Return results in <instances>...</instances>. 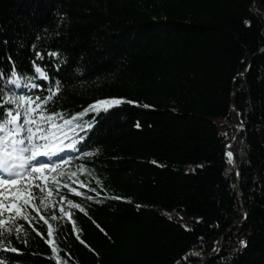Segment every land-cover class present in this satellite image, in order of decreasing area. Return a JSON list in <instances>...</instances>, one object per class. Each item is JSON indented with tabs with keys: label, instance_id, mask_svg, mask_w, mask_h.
Instances as JSON below:
<instances>
[{
	"label": "trees",
	"instance_id": "trees-1",
	"mask_svg": "<svg viewBox=\"0 0 264 264\" xmlns=\"http://www.w3.org/2000/svg\"><path fill=\"white\" fill-rule=\"evenodd\" d=\"M32 44L67 61L59 75L55 59L37 61L56 79L71 77L49 112L67 120L96 99L138 102L64 129V143L85 136L67 154L70 167L91 172L77 179L103 201L62 190L87 210L72 209L79 238L66 218L50 221L67 264H264V0H0V69L10 70V55L31 74ZM43 85L32 93L46 96ZM87 122L86 135L75 128ZM19 223L28 244L13 236L22 254L0 253L5 264H55L32 226Z\"/></svg>",
	"mask_w": 264,
	"mask_h": 264
},
{
	"label": "snow or ice",
	"instance_id": "snow-or-ice-1",
	"mask_svg": "<svg viewBox=\"0 0 264 264\" xmlns=\"http://www.w3.org/2000/svg\"><path fill=\"white\" fill-rule=\"evenodd\" d=\"M61 19L66 14H59ZM247 27L252 26V21L245 20ZM60 35L59 32L56 33ZM37 39H40L37 36ZM6 44L7 41H4ZM33 55L35 59L30 61L32 72L26 73L23 69L17 71V66L12 57H7L10 62V70L5 73L0 69V81H3L4 87L0 88V253L12 252L22 254L21 249L12 245L11 238L20 240L22 244H28L27 239H23L20 235L25 231V226L19 221H26L32 226L33 231L49 246L51 255L45 257L54 260L55 264H67V260L60 256L62 251L55 240L57 228L50 221L65 219L71 223L73 233L79 238V230L76 221L73 219L72 209L78 210L80 213L87 215V210L81 203H76L72 199H68L62 190H67L76 196L84 197L88 201L102 203L97 197L102 193L95 187H89L83 181L77 179V172L88 171L84 165H78L76 171L71 170L73 157L65 153V149H71L78 152V144L85 139L84 135L78 136L68 143L65 128L75 132L73 123L89 112L96 115L101 112L108 113L110 110L119 107L124 103L138 104L137 101L126 100L125 98H103L96 99L92 104L82 112L71 116L64 120L63 114L56 111H48L49 104H55L65 87L67 81L71 79L69 75H65L64 81L55 78L59 75L63 67L67 65V61L62 58L59 49L48 52L36 50V44H32ZM48 58L49 63L53 59L56 63H51V69H55V75L50 76L49 70H46L37 61H44ZM77 73L80 69H75ZM242 75V74H241ZM39 79L40 83L35 81ZM235 79V78H234ZM43 81H49L46 87L47 95H34L32 89L44 87ZM11 87H8V86ZM18 89L19 91H13ZM141 107H152L143 104ZM56 121H61L57 124ZM141 125L136 123L135 127ZM93 127V123H77L75 128L86 132ZM230 147V146H229ZM99 149L94 152L80 153L85 156H92L98 153ZM61 153H65L61 155ZM227 162L234 164L233 153L226 152ZM155 163V161H153ZM199 167H203L200 165ZM239 175V172H236ZM63 181V182H62ZM96 183L103 188L102 182L97 179ZM76 184L78 186H73ZM81 188H88L89 191L95 193L94 196L87 195L81 191ZM58 196L57 201L54 197ZM109 199L123 200L121 196H109ZM64 203L70 206L69 211H65ZM59 207L60 215H57L54 209ZM139 207V206H137ZM243 219H247L248 213L242 214ZM35 222V223H34ZM46 226L45 232H41L38 224ZM83 243V241H81ZM240 248L247 247V241L241 239L239 241ZM214 252L218 249H214ZM37 255V253H32ZM199 255V253H195ZM69 258L70 254H68ZM6 257L0 258V264H5ZM188 259V257H184ZM177 264H180L178 261Z\"/></svg>",
	"mask_w": 264,
	"mask_h": 264
},
{
	"label": "water",
	"instance_id": "water-1",
	"mask_svg": "<svg viewBox=\"0 0 264 264\" xmlns=\"http://www.w3.org/2000/svg\"><path fill=\"white\" fill-rule=\"evenodd\" d=\"M227 151H231V152L233 153L234 165H235V169H236V171L239 172V175H238L237 177H238V179H239V181H240L241 176H240V171H239L238 168H237V160H236V156H235L234 152L229 148V146L227 147ZM239 193H241V190H240V189H239ZM244 212H246V211H244Z\"/></svg>",
	"mask_w": 264,
	"mask_h": 264
},
{
	"label": "rangeland",
	"instance_id": "rangeland-1",
	"mask_svg": "<svg viewBox=\"0 0 264 264\" xmlns=\"http://www.w3.org/2000/svg\"><path fill=\"white\" fill-rule=\"evenodd\" d=\"M65 211H68V209H65ZM167 214L169 215L170 218H173V219L177 218L178 220L182 221V218L180 217L178 213L168 212Z\"/></svg>",
	"mask_w": 264,
	"mask_h": 264
}]
</instances>
